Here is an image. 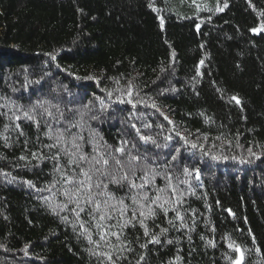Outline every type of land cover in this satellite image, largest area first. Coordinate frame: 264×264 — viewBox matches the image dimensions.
<instances>
[{
    "label": "trees",
    "instance_id": "obj_1",
    "mask_svg": "<svg viewBox=\"0 0 264 264\" xmlns=\"http://www.w3.org/2000/svg\"><path fill=\"white\" fill-rule=\"evenodd\" d=\"M262 28L264 0H0V264H99L94 252L112 251L117 264H235L241 253V264H264ZM60 131L61 147L82 136L89 158L94 145L107 153L127 140L142 158L120 157L124 171L159 172L149 195L170 175L182 203L156 209L148 236L138 222L124 228L131 251L96 248L90 216L78 219L63 195L72 186L61 173L79 169L46 147ZM109 172L123 175L112 161ZM93 179L125 198L131 216L126 184Z\"/></svg>",
    "mask_w": 264,
    "mask_h": 264
},
{
    "label": "snow or ice",
    "instance_id": "obj_2",
    "mask_svg": "<svg viewBox=\"0 0 264 264\" xmlns=\"http://www.w3.org/2000/svg\"><path fill=\"white\" fill-rule=\"evenodd\" d=\"M225 7H227L226 4ZM161 24H163V21H161ZM260 30H264V28ZM52 59L54 60L55 56H53ZM201 63H203V61H201ZM88 78L92 79V77ZM132 89L133 85L131 84V82H129L127 91L128 96L132 95ZM107 95L111 97L112 93L109 92L107 93ZM233 99L236 100L237 103H239V100L236 97H233ZM120 102L124 103L125 101L121 100ZM101 103H103V101H101ZM127 103L132 104L133 102L131 100H128ZM39 106L42 107V105ZM133 107H135V104H133ZM152 107H155V104H153ZM48 115L51 116V113L49 112ZM25 118L28 120L34 119V117L28 112L25 113ZM16 119L18 120L20 119V117L17 116ZM63 119L64 113L61 112L60 120ZM165 119H167V117H165ZM57 122L59 123L60 121ZM45 123L47 124V122ZM169 123H171V121H169ZM37 126L39 127V124H37ZM47 126L49 128V132L47 133V135L49 139H52L51 125ZM72 127H78V125L69 124V127L65 131H70V128ZM132 127H135V125H132ZM21 135H23L22 132ZM177 135H179V133H177ZM140 139L145 143L151 142L153 144H156V141L150 136H140ZM167 139L171 138L168 137ZM78 140H83V137L79 135H73L70 142L71 147H61V141H65V132L60 131L59 135L56 136V143L46 145V147L49 148H58L60 153H63L68 157L69 167L75 166V168L79 169V172L74 173L72 176H68L66 173H61V180H63L66 185L72 186L71 188H65L63 195L67 198L68 203L75 205L74 211L78 219L80 218V213L82 212L90 216L91 220L89 222L92 223V226L97 230L96 234L99 237V241L92 240L91 233H89L87 237L89 243L94 244L96 248H100L101 245H105L112 249L119 247L121 252L125 250L131 251V249L127 247V244H125L122 240V236L124 235V228L128 227L129 225L135 226V223L138 222L140 226L144 228L145 236H148L149 231L144 221L149 218L155 219L156 209L167 212L168 209L165 208V205H168L170 203L181 204L182 200L177 194L178 188L177 186L172 184L171 176L164 174L163 178L166 181L165 187L154 188V194L149 195V189L153 188L155 177L161 174L155 169H152L151 171H145L142 176H136L135 169L130 167V177L129 171H124L125 161L120 159V157L126 156L129 165H131L133 162L139 163L142 157L133 154L130 150L126 152L129 143L127 140L121 141V146L112 148V150L107 153L99 151V149L94 145L93 151L95 155H92L91 158H89V156L82 151L81 144L77 143ZM109 147L111 148V146ZM132 147L135 148L136 145L133 144ZM192 147L195 148L196 145L193 144ZM32 157L33 159L38 158L36 153H32ZM20 159L25 160L26 158L24 156H21ZM54 159L59 161V154L56 155ZM143 159L146 160L147 157H143ZM173 159H175V157H173ZM110 161L114 162L116 167L123 172V175L117 177L110 174ZM85 163L89 165L88 168H84L82 166ZM59 170L60 169L58 167L57 171ZM97 173L105 177H110L108 183L117 184L120 186H123L125 184L127 185L130 195L126 198L131 200L132 205H135V207L131 210V216L128 215L130 206L125 204V198L116 197L115 194L108 189L107 183H102L99 180L94 182L93 178ZM184 174L191 176L193 173L189 171L188 168H185ZM196 178H199L198 169L196 170ZM137 179L140 180L141 183L137 184ZM180 183H186V181H180ZM93 188L100 189V191L93 192ZM169 191H171V195L172 197H174V199H172L171 201L169 198H167V194ZM97 197H103V199H97ZM112 201H115V203H112ZM117 205H119V207H117ZM61 207L62 210L67 209L68 204L66 203ZM172 210L176 211V218L178 220H183V217L180 216L177 209ZM117 213H119L118 216ZM125 217H127V219H125ZM113 220H115L116 223H109ZM80 227L84 229V224L81 223ZM114 228L117 229V231H113ZM85 231H87V229H85ZM110 237H115L118 244L114 245ZM159 242V237L155 235H153L148 241V243L152 244H158ZM141 247L146 248L147 244H143L141 245ZM230 247H232V245H230ZM235 250L237 252L241 251L238 247ZM94 255H96L98 258L104 257L103 260H100L99 264H117V261L122 258L121 255L116 254L114 251L94 252ZM123 258L127 259V257ZM143 259L144 257L141 256L140 260ZM178 259L179 258H177V260ZM242 259L243 254L241 253L240 260L235 261V264H241ZM137 264H140V262L137 261Z\"/></svg>",
    "mask_w": 264,
    "mask_h": 264
}]
</instances>
